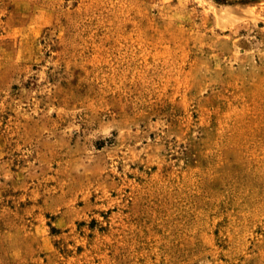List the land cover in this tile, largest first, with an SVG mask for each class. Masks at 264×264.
<instances>
[{
  "label": "rangeland",
  "instance_id": "obj_1",
  "mask_svg": "<svg viewBox=\"0 0 264 264\" xmlns=\"http://www.w3.org/2000/svg\"><path fill=\"white\" fill-rule=\"evenodd\" d=\"M0 264H264V0H0Z\"/></svg>",
  "mask_w": 264,
  "mask_h": 264
}]
</instances>
